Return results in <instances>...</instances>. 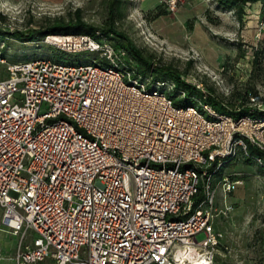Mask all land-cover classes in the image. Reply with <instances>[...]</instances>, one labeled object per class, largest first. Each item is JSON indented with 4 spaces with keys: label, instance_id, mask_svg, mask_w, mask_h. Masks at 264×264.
<instances>
[{
    "label": "built area",
    "instance_id": "1",
    "mask_svg": "<svg viewBox=\"0 0 264 264\" xmlns=\"http://www.w3.org/2000/svg\"><path fill=\"white\" fill-rule=\"evenodd\" d=\"M72 40L87 64L0 58V209L19 237L14 264L226 262L214 224L243 181H213L238 150L264 154V120L175 107L164 94L174 85L127 67L124 51Z\"/></svg>",
    "mask_w": 264,
    "mask_h": 264
},
{
    "label": "rangeland",
    "instance_id": "2",
    "mask_svg": "<svg viewBox=\"0 0 264 264\" xmlns=\"http://www.w3.org/2000/svg\"><path fill=\"white\" fill-rule=\"evenodd\" d=\"M170 2L0 0V58L9 64L37 59L87 64L86 60L72 54L75 43L72 39L77 35L41 37L45 27L54 21L73 20L76 11H80L82 21L98 31L99 41L124 51L125 65L136 73L140 74L123 47L127 43L153 67L169 66L178 70L184 82L198 86L200 93L210 94L228 111H238L242 106L264 111V6L260 2L243 5L244 15L238 22V12L221 7L216 0H181L174 9ZM103 29L120 33L127 41H120L114 34L105 37ZM19 35L33 38L24 43L17 38ZM51 37L71 40L55 43ZM86 56L96 58L93 54ZM2 69L4 66L0 64V71ZM164 94L173 106L194 107L205 119L211 120L201 108L206 104L203 98L195 97V102L185 103L181 93L176 94L168 86ZM247 149V156L238 150L236 157L224 165L213 181L232 174H239L235 179L243 181L226 197V202L233 204L232 212L214 224V228L223 233L226 243L236 247L232 249L231 259L216 264H261L264 261L260 249L264 232V169L252 159L259 158L264 165V154L249 145ZM216 200L220 202V192ZM1 218L0 209V264H14L19 237L5 231ZM201 239L198 235L197 240ZM26 240L29 241V237Z\"/></svg>",
    "mask_w": 264,
    "mask_h": 264
},
{
    "label": "trees",
    "instance_id": "3",
    "mask_svg": "<svg viewBox=\"0 0 264 264\" xmlns=\"http://www.w3.org/2000/svg\"><path fill=\"white\" fill-rule=\"evenodd\" d=\"M216 2L223 8L229 10H236L238 22H241L242 17L244 15V11L242 6L245 4H256L260 2L264 6V0H216ZM110 8L113 6V2L109 5ZM80 11H76L75 18L68 22L65 21H54L53 24L44 28L41 33V37L48 36H74V35H84L89 36L95 41L99 42V38L96 36V32H98L95 28L86 25L81 16H79ZM102 34L106 37L109 34H114L116 38L120 41H127V39L120 33L108 31L103 29ZM18 39H22L21 42H30L32 40V35H28L27 38H23L22 35L17 36ZM123 46V45H122ZM125 47L128 56L131 61H133L136 65L137 71L142 75L151 76L157 80H165L174 85V90L176 94L181 93L182 100L187 102H195L194 98L201 97L203 101L206 102V105L210 106L216 113L219 114H228L231 117L241 118V117H251L254 119L264 120V111L258 112L257 110H251L248 107H241L238 111H228L222 104L214 99L210 94H202L195 87L188 85L185 83L179 73L178 70L171 68L169 66L165 67H153L150 63H147L145 59H143L139 52L135 51L128 43ZM66 55V53H64ZM2 56V55H0ZM254 59H257V53H255ZM187 107V106H186ZM257 151V150H256ZM259 152V151H258ZM261 153V152H260Z\"/></svg>",
    "mask_w": 264,
    "mask_h": 264
},
{
    "label": "bare ground",
    "instance_id": "4",
    "mask_svg": "<svg viewBox=\"0 0 264 264\" xmlns=\"http://www.w3.org/2000/svg\"><path fill=\"white\" fill-rule=\"evenodd\" d=\"M50 40L52 42H55V43H62L63 41H70V39L68 38H60V37H51ZM193 257V259H191ZM190 258V259H188ZM198 263V260L195 259V256L194 255H187V257H185V260L183 262V264H197Z\"/></svg>",
    "mask_w": 264,
    "mask_h": 264
},
{
    "label": "crops",
    "instance_id": "5",
    "mask_svg": "<svg viewBox=\"0 0 264 264\" xmlns=\"http://www.w3.org/2000/svg\"><path fill=\"white\" fill-rule=\"evenodd\" d=\"M233 205V204H232ZM264 220V216H263V218H262V221ZM216 231H220V230H217L216 228H214ZM221 232V231H220ZM223 244L225 245V246H227L228 247V249H229V259H231L230 257H232V249L233 248H236L235 246H233V245H228L229 243H226V239L225 240H223ZM262 237H261V240H260V249L262 250ZM242 251H243V249H241ZM14 262V261H13ZM240 263V262H239ZM261 264H264V261L261 263Z\"/></svg>",
    "mask_w": 264,
    "mask_h": 264
}]
</instances>
